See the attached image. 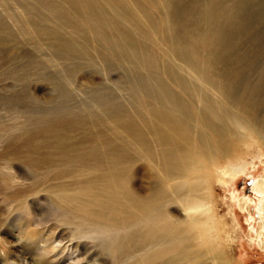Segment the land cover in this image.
Returning <instances> with one entry per match:
<instances>
[{
    "label": "rangeland",
    "instance_id": "rangeland-1",
    "mask_svg": "<svg viewBox=\"0 0 264 264\" xmlns=\"http://www.w3.org/2000/svg\"><path fill=\"white\" fill-rule=\"evenodd\" d=\"M135 2L144 5L155 16L154 27L151 29L153 34L149 30L147 37L140 41V51L143 50L145 59V63L139 66L141 69L134 63L131 64L124 53L121 63H116L117 59L95 41L90 42L89 50L93 52L90 61L85 59L86 55L71 60L67 58L68 61L65 58L53 57L45 46L34 49L35 45L30 44H34L35 39L21 35L11 16L0 7V17L7 20L16 33V37L9 39L8 44L0 45V264H130L133 261V249L129 250L132 256L126 255L127 252L113 256L102 247L115 243V239L122 233L124 211L130 210L127 204L122 203V197L117 192L119 187L116 182L120 179L115 178V173L122 172V167L124 171L126 166H122V156L130 158L127 167L130 165L131 169L126 178L135 187L134 193L137 195L146 192L148 180L145 182L144 179L148 173L149 161L139 155V150L135 149L132 143L130 145L125 142L128 138L126 130L122 131L120 128L117 134L120 136H113L116 124L112 118L115 116H105L102 109L104 111L108 104L109 109L114 111L112 115L116 112L118 114V111H121L122 115L134 114L145 112L139 108L141 105H152L155 102L143 95L142 89L132 82L135 74L146 78L145 80L156 79L176 88L171 81V73H165L162 68L180 64L181 61L171 55L173 48L179 50V53L186 52L191 60L202 66L203 83L228 84L232 92L230 94L233 95L229 97V101L235 96L242 98L243 102L252 106L253 113L263 115L264 0ZM164 3L169 4L170 8L173 7L172 10L169 8L167 16ZM0 5L4 7L3 0H0ZM8 5L15 14L20 12L19 3L8 1ZM165 38H170L173 44L169 45ZM75 40L84 41L82 37ZM43 41L47 42L46 39ZM170 48L171 52H168ZM69 68V73L72 71L71 76L65 71ZM190 75H184L183 79L193 82L200 80L196 72H190ZM126 88L131 92L126 93ZM179 94L186 99L185 93ZM110 103H113L114 108ZM96 118L103 119V124L106 122V127L101 123L100 129L108 134L112 145L122 146H119L123 151L122 155L120 154L119 166L115 164L117 157L114 154L111 159L102 161L103 170L93 166V161L84 155L92 140L84 133L85 129L79 128L78 123L90 122ZM89 128L93 130L95 127ZM62 136H66V141L72 148L66 156L58 153L60 150L56 142ZM74 146L78 149L75 150ZM230 146L229 151L233 154L239 151L236 145ZM242 150L241 158H232V168H225L222 173L215 174L216 177L211 180L210 195L214 211L221 220V241L226 243V253L231 264H264V230L260 228L256 215L260 195L249 190L251 182L264 175V145ZM54 151L55 154L52 153ZM78 153L83 155L79 156ZM99 171H105L106 175ZM90 176L93 177L91 181ZM95 195L98 198L94 197ZM68 196L76 197V200L68 201L65 199ZM262 199L264 204V197ZM85 203L92 204L88 205L92 206L91 209L98 204V208L105 214L99 220L116 226L108 228V233L106 230L97 229L96 224L91 225L84 221ZM129 212L131 217H136L133 215L134 211ZM139 227L140 224H137L133 229L138 230ZM76 233H79V236ZM99 237L102 239H98ZM69 243L70 247L61 250ZM54 245L58 247L50 251V247ZM128 257L130 258L127 259Z\"/></svg>",
    "mask_w": 264,
    "mask_h": 264
},
{
    "label": "bare ground",
    "instance_id": "bare-ground-1",
    "mask_svg": "<svg viewBox=\"0 0 264 264\" xmlns=\"http://www.w3.org/2000/svg\"><path fill=\"white\" fill-rule=\"evenodd\" d=\"M8 1L14 4L19 3L20 12L18 14H15L9 8ZM3 2L4 7L2 5L0 7L7 12L9 17L11 16L20 34L28 36L30 39L32 37L33 40L35 39L34 44H30L32 46L35 45L34 49H40L45 46L47 51L49 50L48 52L53 54V57L57 56L71 60L74 57L81 55L85 57L86 55L85 59L90 61L93 58V52L91 53L89 50L91 49L90 42L95 41L117 59L118 62L116 61V63H121L123 53L127 55V60L131 64L134 63L138 66V69L140 68L139 66L145 63L142 55L143 50L140 51L139 45L140 41L147 37L149 30L154 27L155 16L144 5L137 4L135 0H3ZM163 7L166 10L165 16H167L169 14V4L164 3ZM170 9L172 10L173 7ZM15 34L12 27L8 25V21L0 17V45L8 44V41L16 37ZM77 37H82L84 41H76ZM43 39H46L47 42H44ZM27 42L29 43V41ZM165 42L169 45L173 44L170 38H165ZM169 50L171 52V48L168 49V52ZM173 50L174 52L172 51L171 55L173 54L174 58L179 59L181 61L180 64L173 66L166 64L167 66L162 68H164L165 73H171L172 80H170L174 82L176 88L170 87L163 81L156 79L145 80L146 78L144 79L142 76L135 74L132 82L142 89L143 95L155 102L152 105H141L139 108L144 109L145 112H134V114L126 113L122 115V112L118 111V114L116 112L112 115L114 111L109 109L110 106L108 104L104 107V111L102 109L105 116H115V118H112L116 124L114 125L116 127L115 132L111 130L114 134L113 136H116L118 131L120 132V128L121 130H126L128 138L125 142H129L130 145L132 143L135 149L139 150V155L141 154L149 161L148 173L145 176L146 179H144L145 182L148 180V186L145 188L146 192L142 195H137L134 193L135 187L126 178V174L131 169L130 165L127 167L130 158L127 159L126 156H122V162H124L122 166H126L124 171L122 167V172L115 173V178L120 179L116 182L119 187L117 192L122 197V203L127 204L130 210L124 211L122 233L115 239V243L112 242L111 245L102 247V249L110 252L113 256L121 253L123 255L126 252V255L133 253V261L130 264H231L226 253V243L221 241V220L218 219L214 211L213 200L210 195L211 180L218 173H222L225 168H232V158H241L240 154L243 148L246 151L252 146L264 145V113L262 116L255 114V112L253 113L252 106L247 105L242 98L237 96L229 101V97L233 95H231L232 92L228 84L221 83L216 85L218 83L206 82V85L202 81L204 73L203 69H201L202 66L200 65V67L197 61L191 60L186 52L179 53V50L177 51L174 48ZM38 51L40 52V50ZM101 59L105 60V58ZM71 64L74 65V63ZM104 66L106 65L104 64ZM71 69L73 70V68ZM69 70L70 68L66 69V73L70 74L72 72L69 73ZM190 72L191 74L196 72L200 80L197 79V82L184 80L183 76H189ZM162 73L164 72L162 71ZM127 89L126 93H130L131 90L127 91ZM179 92L185 93L186 99ZM111 106H113V103ZM102 122L103 119L96 118L90 122L83 123L80 121L78 123L79 128L85 129L84 131L86 132L84 133H87L92 140L88 150L86 149L87 153L83 150L84 155H86L87 159L93 161V166L99 167V170H103L101 168L102 161L109 159L113 154L117 157V162L114 160L115 164H120L121 152H123L120 150L119 144L118 146H113L108 134L106 135L102 132L100 129ZM105 123H102L103 127H106ZM91 126L95 128L91 130L89 128ZM62 137L56 142L59 146L58 149L61 151L58 153L66 156L72 151V148L67 143L66 136ZM116 140H119V138ZM121 144L123 145V143ZM232 144L239 149L235 154L229 151ZM77 149L75 148V150ZM52 153L55 154V151ZM78 155L82 156L83 154L78 153ZM106 164L107 162H105ZM235 165L237 167L236 162ZM110 171L108 170V172ZM102 172V175H106L105 171ZM90 177L89 180L91 181L93 177ZM251 183L249 190L259 194L261 197H259L256 215L260 221V228L264 230V204L262 203V198L264 197V175ZM104 185L106 186V184ZM88 187H90L89 184ZM94 197L98 198L97 195ZM65 199L71 201L76 200V197L68 196ZM87 203H85V215L82 214L84 215V221L96 224L97 229L100 231L103 229L106 232L109 231L108 228H111V226H116L113 223L99 220L105 214L98 208V204L91 209L92 206L89 207L90 203ZM91 203L93 204V200H91ZM129 211H134L133 215L136 217H131ZM137 224H140L138 230L133 229V226ZM85 231L83 232L85 233ZM76 234L79 236V233ZM95 239L97 240V238ZM57 243L60 244L61 242ZM57 247V245L51 246L50 251H54ZM68 247H70V243L67 246L64 245L61 250ZM130 249H133L132 253L129 251Z\"/></svg>",
    "mask_w": 264,
    "mask_h": 264
},
{
    "label": "water",
    "instance_id": "water-1",
    "mask_svg": "<svg viewBox=\"0 0 264 264\" xmlns=\"http://www.w3.org/2000/svg\"><path fill=\"white\" fill-rule=\"evenodd\" d=\"M248 184H250V181L248 182Z\"/></svg>",
    "mask_w": 264,
    "mask_h": 264
}]
</instances>
